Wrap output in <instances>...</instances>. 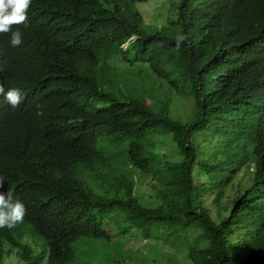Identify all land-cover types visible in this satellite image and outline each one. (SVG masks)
<instances>
[{
	"label": "trees",
	"instance_id": "1",
	"mask_svg": "<svg viewBox=\"0 0 264 264\" xmlns=\"http://www.w3.org/2000/svg\"><path fill=\"white\" fill-rule=\"evenodd\" d=\"M136 1L146 0H32L28 26L13 28L23 43L0 35V83L24 95L15 110L0 96V176L28 208V223L0 228V264L13 254L81 264L79 239L110 241L112 223L116 234L179 242L188 264H264V115L249 104L252 83L264 81L254 35L264 0L173 2L176 18L163 26L145 23ZM181 30L190 40L177 49ZM117 56L151 72L121 78ZM183 99L186 123L176 116ZM132 171L157 180L151 201ZM84 253L91 264H140Z\"/></svg>",
	"mask_w": 264,
	"mask_h": 264
},
{
	"label": "rangeland",
	"instance_id": "2",
	"mask_svg": "<svg viewBox=\"0 0 264 264\" xmlns=\"http://www.w3.org/2000/svg\"><path fill=\"white\" fill-rule=\"evenodd\" d=\"M180 0H146L143 2L136 1L134 6L142 13L144 21L147 24H152L155 26H163L168 24L169 19L175 17L173 10V2H179ZM127 46V43L124 45ZM114 73L119 75L121 78L124 75H127L126 79H129L130 75L142 81L145 74L151 72V68L148 62L144 64L136 63L134 65H128L127 62L123 61L119 56L115 57L114 60L110 61ZM129 73V74H128ZM125 79V80H126ZM126 93L128 92L126 84L123 85ZM158 89L157 85H153L151 88L152 93H156ZM114 90L117 91L115 88ZM166 98L171 97V91L167 89L163 92ZM174 99H177V96L174 95ZM186 106L180 107L176 112L178 119L187 122L189 120L188 115L192 114L191 104L189 109V101L183 99ZM185 108V109H184ZM189 113L187 114L186 111ZM165 141L171 142L170 139L166 138ZM104 145H108V141L103 142ZM174 146V142L172 143ZM122 147V145H121ZM174 147L172 145H164L163 152H166L171 155L170 151L174 152ZM179 157V155L177 156ZM172 158V156H171ZM176 159V158H175ZM140 173V174H139ZM139 173L132 171L131 175L135 180L136 192L138 195L144 196V201H151L155 197V187L154 183L157 182L151 176H144V173ZM241 177V178H240ZM240 178V180H239ZM247 180V171L244 170L235 180L232 187L228 189V195L232 196L239 182H246ZM92 187L100 192H105L103 186V180L95 179L91 183ZM212 197L210 195L206 196V202L209 203L212 213L215 216L216 208L211 204ZM150 203V202H149ZM151 204V203H150ZM158 214V210H154ZM115 223H112L110 226V231L112 232V239L110 241L106 239H93L89 237H82L79 239V243L82 247L78 248V260L81 264H91V255L85 254L87 248L91 249L96 247L98 255L104 258L114 260L115 258H120L121 260L128 262H137L140 264H188L186 254L187 250L182 248L179 242H175L172 245L170 243H162L158 240H147L143 238L137 231V229H129L125 234H116L117 230L113 227ZM41 239H38L40 241ZM84 251V252H83ZM98 260V259H97ZM3 264H21L17 259V255L13 254L11 257L5 258ZM94 264H104V260L100 263ZM192 264V263H190Z\"/></svg>",
	"mask_w": 264,
	"mask_h": 264
},
{
	"label": "clouds",
	"instance_id": "3",
	"mask_svg": "<svg viewBox=\"0 0 264 264\" xmlns=\"http://www.w3.org/2000/svg\"><path fill=\"white\" fill-rule=\"evenodd\" d=\"M31 5L32 0H0V35L10 34V45L12 47H17L23 43L21 32L19 30L13 31V28L20 25L28 26V12ZM174 13L176 14L175 10ZM174 18H176V15ZM254 35L262 38V44L256 55V58L260 61L264 59V30L263 33ZM174 39L175 46L179 49L182 45L189 42L190 35L181 30L175 35ZM2 54L3 45H0V56ZM251 87L250 108L257 117H261L264 115V81L256 80L252 83ZM0 96L3 97L4 102L10 105L13 110L19 108L24 100V95L20 88L12 87L5 90L2 83H0ZM4 184L5 179L0 176V228L2 231L8 232L11 229L28 223L26 221L28 208L24 200L14 198L12 190L7 192V189L11 187L5 189ZM35 237H38L37 233H35Z\"/></svg>",
	"mask_w": 264,
	"mask_h": 264
}]
</instances>
